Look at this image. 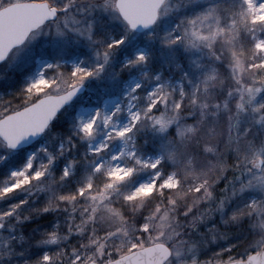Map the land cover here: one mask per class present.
Wrapping results in <instances>:
<instances>
[{
  "label": "snow or ice",
  "instance_id": "obj_1",
  "mask_svg": "<svg viewBox=\"0 0 264 264\" xmlns=\"http://www.w3.org/2000/svg\"><path fill=\"white\" fill-rule=\"evenodd\" d=\"M21 5L33 15L0 35V63L40 34L65 55L94 59L49 63L16 106L0 100V122L32 120L15 137L0 135L5 162L68 108L87 142L54 177L52 153L7 176L0 264H264V0H144L138 16L125 0H0V12ZM112 13L123 31L105 39L101 17ZM114 57L124 74L105 81ZM93 78L127 89L125 104L112 112L73 104ZM100 127L106 139L93 144ZM146 129L155 135L140 144ZM34 191L45 194L39 203ZM18 193L27 198L9 203Z\"/></svg>",
  "mask_w": 264,
  "mask_h": 264
},
{
  "label": "rangeland",
  "instance_id": "obj_2",
  "mask_svg": "<svg viewBox=\"0 0 264 264\" xmlns=\"http://www.w3.org/2000/svg\"><path fill=\"white\" fill-rule=\"evenodd\" d=\"M101 20L105 21L103 27L100 28V33L105 39H107L108 34L118 37L123 31V26L116 19L115 13H112L109 18L101 17ZM99 23L100 21H97V24ZM54 30L55 29L53 28V31ZM145 39L147 40V36H145ZM61 48L62 46L59 43H53L51 35L46 36L40 34L37 35L34 40L27 42L22 50L11 54L7 61L0 64V99L3 95L1 93L3 89L11 88L15 85L20 86L21 84L25 89L29 83L39 78V74L46 70V67L49 63L54 64L56 62H60L66 67L70 68L74 64L80 65L81 62L84 61L85 63L83 66L88 67L94 59L91 55L84 56L80 55L78 52H75L71 55H65ZM88 51L90 52V50ZM198 55L199 54H196V56ZM193 58L196 57L194 56ZM206 59L207 58L205 57V60ZM163 71L166 76H169L170 73H175L176 69L174 66L169 67L168 65H165ZM123 74L124 72L122 71V62L116 60L114 57L113 61L108 67V71L103 74L101 79L106 81L109 75L119 77ZM142 75L143 74L141 72H137L133 83L129 87H134L135 80L141 79ZM169 78L172 79L173 83H175V76H169ZM87 84H89V86L87 85V91L77 99V101L74 103L75 105H81L86 102L92 106L91 111L100 109L107 112H112L115 109V105H124L126 102L127 89H125V91H122L121 89L105 90L103 88V82L96 80L95 78L91 79L90 83L88 82ZM106 101H109V103L106 104ZM127 122L126 112L122 113V118L118 120V123L121 127H123L125 124H127ZM188 122L191 123V119H189ZM104 130L105 129L103 127L99 128L100 134L95 137L93 144H99L102 140L106 139V137L102 134ZM76 133V121L73 119L72 109L68 108V110L61 114V117L56 120V123L50 127V129L39 141L28 148L19 150L15 155L10 154L6 162L3 161L2 157H0V169H2V173H0V186L3 185L5 179L11 171L22 168L30 157L36 158V165L38 167L40 163H47V153H52L54 156L57 155L54 159V164L51 169L53 174L56 173V175L63 167L66 166V161L71 162L73 160L82 158L84 155L83 150L86 147L87 142L79 141ZM154 135L155 134L151 131V129H146L143 133H141L140 136L136 137V139L140 144H144L145 141L150 143ZM72 143H76L77 147L72 149ZM61 145H65V151L62 156L57 154ZM66 145H69L70 150L69 148H66ZM121 148L122 145L118 143L110 145L111 151L116 154L119 153ZM0 149L8 151L5 148L3 142H0ZM43 150H46V152ZM105 158L107 159V157ZM55 169L56 171H54ZM22 196L27 198L23 193L21 194V197ZM44 197V193L34 191L32 200L34 203H39ZM3 210L4 209L0 208V211ZM44 230L45 229L43 227L35 228L36 234H39ZM17 231L21 232L22 230L17 228Z\"/></svg>",
  "mask_w": 264,
  "mask_h": 264
},
{
  "label": "water",
  "instance_id": "obj_3",
  "mask_svg": "<svg viewBox=\"0 0 264 264\" xmlns=\"http://www.w3.org/2000/svg\"><path fill=\"white\" fill-rule=\"evenodd\" d=\"M125 3L128 6V9H130L129 13L131 15L138 16L143 14L142 9H140L138 6L144 3V0H125ZM32 15L33 13L23 5L12 9H8L5 12H0V35L5 34L6 32L11 33L19 26L26 24L30 20ZM144 31L145 30L143 28L139 29V32H144ZM85 91H86V87L84 86L81 94H78V96L74 98V101L72 103H74L78 97L83 95ZM31 126H32V120L27 114L22 116H16L13 117L10 122L9 121L0 122V135H8L10 137H15L20 132L30 128ZM44 134L45 133L37 134V135H29L23 141V145L21 149H25L33 145L34 143L39 141Z\"/></svg>",
  "mask_w": 264,
  "mask_h": 264
},
{
  "label": "trees",
  "instance_id": "obj_4",
  "mask_svg": "<svg viewBox=\"0 0 264 264\" xmlns=\"http://www.w3.org/2000/svg\"><path fill=\"white\" fill-rule=\"evenodd\" d=\"M87 83L89 82L90 83V80H88V81H86ZM87 83H85V85H86V87H87V85L89 86V84H87ZM24 89V86L21 84L20 86L19 85H15V86H13V87H11V88H6V89H3L2 91H1V93L3 94L2 95V97H1V99L0 100H12L13 101V106H16V103H19V97L17 96V94L18 93H20L22 90ZM63 113V112H62ZM61 113V114H62ZM61 114L58 116V118L57 119H59L60 117H61ZM0 115H2V113H0ZM56 119V120H57ZM56 120L53 122V124L51 125V126H53L55 123H56ZM66 148H69V145H66ZM18 153V152H17ZM17 153H12L13 155H15V154H17ZM54 171H56V169L54 170ZM56 175V173L55 174H53V177ZM21 194L22 193H18V194H16L15 196H13V197H11L10 199H9V202L11 203V202H16V201H18V199H20L21 198ZM46 219H48L47 217H45V218H43V219H39V218H37V223H39V224H44L45 223V220ZM29 223H31V222H29ZM33 227H35V225H33ZM19 229V228H18ZM68 251H70V249H68ZM185 252H186V249H185ZM173 258H175L174 256H173Z\"/></svg>",
  "mask_w": 264,
  "mask_h": 264
}]
</instances>
